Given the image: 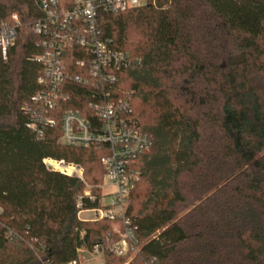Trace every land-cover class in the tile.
Wrapping results in <instances>:
<instances>
[{
	"label": "trees",
	"instance_id": "16d2710c",
	"mask_svg": "<svg viewBox=\"0 0 264 264\" xmlns=\"http://www.w3.org/2000/svg\"><path fill=\"white\" fill-rule=\"evenodd\" d=\"M16 13L8 58L0 52V264H70L111 234L109 220L77 217L84 185L46 169V157L102 179L106 150L58 142L57 124L28 128L40 54L31 0H0V23ZM104 39L137 60L118 74L134 128L151 146L132 165L139 179L127 210L141 246L129 264H264V0H155L100 11ZM69 74L82 58L66 51ZM61 106L90 114L91 93L73 84ZM97 200L83 197L82 208ZM104 264L128 256L104 253ZM155 258L152 263L151 259Z\"/></svg>",
	"mask_w": 264,
	"mask_h": 264
},
{
	"label": "built area",
	"instance_id": "2783aa9c",
	"mask_svg": "<svg viewBox=\"0 0 264 264\" xmlns=\"http://www.w3.org/2000/svg\"><path fill=\"white\" fill-rule=\"evenodd\" d=\"M31 1L41 11V16L31 25L41 48L40 54L32 56V59L41 65V69L36 80L39 88L31 97V104L22 108L30 115L28 128L40 137L44 128L57 124L58 118L59 143L106 150L100 159L102 179L97 185L101 188L100 197L91 194L80 164L50 157L42 160L46 169L77 178L83 183V192L76 202L79 219L81 213H89L91 221L111 222V234L95 243L90 251L77 249L78 259L70 264H84L81 261L83 253L102 256L106 252L128 256L123 264H129L130 257L139 253L141 248L135 236V226L127 216L131 192L139 179V173L132 165L141 153L149 149L152 139L131 125L130 96L115 97L118 74L134 69L137 60L116 49L110 39L101 37L97 15L100 11H126L155 0ZM19 25L16 13H12L10 22L0 23V52L4 61L8 58ZM75 49L81 52L82 58L74 63L78 73L70 75L64 54ZM73 84L85 87L91 93L89 116L79 109H61L71 98ZM83 197L97 200V205L90 209L82 208ZM154 261L152 258L151 262Z\"/></svg>",
	"mask_w": 264,
	"mask_h": 264
},
{
	"label": "rangeland",
	"instance_id": "374dc122",
	"mask_svg": "<svg viewBox=\"0 0 264 264\" xmlns=\"http://www.w3.org/2000/svg\"><path fill=\"white\" fill-rule=\"evenodd\" d=\"M87 184L91 187V194L92 195H96L97 197L101 196V188H99L97 186V185L101 184V181L100 182H96L95 184L87 182ZM80 219L83 220V221L91 222L92 215H90L89 213H81L80 214ZM81 261H83L84 264H104V261L101 258V256H99V255L91 256L88 253H83L81 255Z\"/></svg>",
	"mask_w": 264,
	"mask_h": 264
}]
</instances>
